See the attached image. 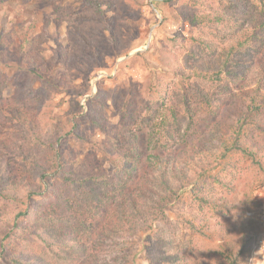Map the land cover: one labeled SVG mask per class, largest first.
<instances>
[{
	"label": "rangeland",
	"instance_id": "374dc122",
	"mask_svg": "<svg viewBox=\"0 0 264 264\" xmlns=\"http://www.w3.org/2000/svg\"><path fill=\"white\" fill-rule=\"evenodd\" d=\"M29 45L41 57L43 81L31 72L32 53L19 55ZM213 79L223 89L210 110L199 98L211 96L204 84ZM166 93L172 98L162 102ZM190 98L197 124L172 150L179 168L169 174L171 189L149 172L153 228L127 227L102 264H149L158 228L174 238V248L161 255L169 264H230L224 254L240 247L242 264H264V3L233 0L222 9L218 0H0V229L37 206L42 176L50 180L57 170L56 149L68 151L67 161L82 173L95 149L103 150L104 130L142 120V135L155 146L158 129L175 121L187 128L183 104ZM235 141L247 152L236 156L235 188L214 187L216 176L230 181L222 156ZM97 153L95 161L113 171ZM203 182L213 187L199 189ZM231 194L234 204L225 210L197 199Z\"/></svg>",
	"mask_w": 264,
	"mask_h": 264
},
{
	"label": "trees",
	"instance_id": "16d2710c",
	"mask_svg": "<svg viewBox=\"0 0 264 264\" xmlns=\"http://www.w3.org/2000/svg\"><path fill=\"white\" fill-rule=\"evenodd\" d=\"M258 1L260 4L264 3V0ZM232 3L233 0H218V5L222 9ZM94 5L100 11L106 10L101 2L96 1ZM202 22L204 20H195L199 25ZM30 44L33 45L32 42ZM25 49L26 46L21 47L19 55L24 57L32 53L36 67L31 72L43 81L39 66L41 57L34 49L31 51L30 45L28 50ZM221 83V80L214 79L206 82L204 86L206 90L209 87L212 94L211 96L203 94L199 98V105L203 103L202 105H206L210 110L214 109L213 96L221 90ZM165 96L162 102L170 101L172 98L168 93ZM223 101L222 99L218 105L221 106ZM194 105V100L191 98L183 104L184 115L188 121L187 128L183 130L178 126V121H175L172 128L158 129L154 134L157 140L155 146L142 135L143 120L140 124L134 121L130 124V128L123 126L109 131L104 130L106 138L102 142L103 150L95 149L94 153L96 156H98L97 152L101 156L104 153L105 161L115 167L113 171L104 167L103 161H95L94 155V159H91L88 165L84 163L83 167L87 168L82 169V173L75 172L73 165L67 161L68 151L56 149L53 157L58 167L50 180L46 175L42 176L44 192L37 206L17 213L11 228L0 229V264H102L100 257H109L111 247L109 244L127 227L137 231L140 222V225H146L145 229L153 228L152 222L148 219L150 213L147 210L150 207L146 201L149 199L146 191L152 188L148 184L149 172L153 169L152 177L155 174L159 175L154 181L171 189L169 174L177 173L179 168V164H175L178 159L177 154L172 150L186 133L194 130L197 124V109ZM31 106L32 103L26 108L30 109ZM103 121L102 119L101 123ZM152 121L154 122V117L153 120L149 119L150 123ZM1 131L0 127V133ZM76 136L79 137V134L75 133ZM65 137L60 136L57 141L61 143ZM152 139H155L154 136ZM147 147L153 148L151 156L145 160ZM224 152L226 153L223 154L222 159L226 164L223 162L225 165L223 172L230 177V181L226 184L224 178L216 176L214 187L232 190L235 188L234 180L238 175L233 171L239 172L241 165L236 156L247 152L237 141ZM96 162L101 164L97 165ZM7 165L8 169L5 173H14V163L9 161ZM0 179H4L1 171ZM206 184L203 182L197 185L199 189L206 191H208L206 187H213ZM189 187H193V184H189ZM3 193L5 192L2 189L0 195L2 196ZM204 197L210 196L205 192ZM234 197L235 194H231L227 200L216 201L217 199L212 197L207 199L197 195L200 206H209L211 210L230 208L234 204ZM1 199L4 197L2 196ZM158 205L163 207L166 203L164 201ZM160 211L163 213V209ZM160 215L157 219H160ZM1 224L5 222L2 221ZM150 239L156 248L148 258L149 264H169L171 259L161 255L168 253L163 248L167 250L174 248V238L166 236L164 229L158 228L153 231ZM244 253V248L240 247L238 254L231 252L224 254V257L230 264L232 262L242 264L240 259L243 258ZM159 254L160 258L155 257Z\"/></svg>",
	"mask_w": 264,
	"mask_h": 264
},
{
	"label": "built area",
	"instance_id": "2783aa9c",
	"mask_svg": "<svg viewBox=\"0 0 264 264\" xmlns=\"http://www.w3.org/2000/svg\"><path fill=\"white\" fill-rule=\"evenodd\" d=\"M102 77H103V74H102V73L99 74L98 77H97L94 81H92V85L95 86V82H96L97 80L102 79ZM95 88H96V87H95Z\"/></svg>",
	"mask_w": 264,
	"mask_h": 264
},
{
	"label": "clouds",
	"instance_id": "9594fccd",
	"mask_svg": "<svg viewBox=\"0 0 264 264\" xmlns=\"http://www.w3.org/2000/svg\"><path fill=\"white\" fill-rule=\"evenodd\" d=\"M92 83V82H91Z\"/></svg>",
	"mask_w": 264,
	"mask_h": 264
}]
</instances>
